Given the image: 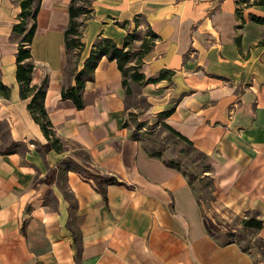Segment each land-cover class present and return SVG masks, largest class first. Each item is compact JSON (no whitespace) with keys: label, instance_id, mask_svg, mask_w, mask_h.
<instances>
[{"label":"crops","instance_id":"crops-1","mask_svg":"<svg viewBox=\"0 0 264 264\" xmlns=\"http://www.w3.org/2000/svg\"><path fill=\"white\" fill-rule=\"evenodd\" d=\"M236 0H89L81 14L80 68L100 36L120 46L127 32L147 24L156 34L138 71L155 77L137 86L146 101L142 119L158 118L205 154L227 184L205 212L187 176L141 147L127 122L121 73L101 56L82 88L83 106L60 97L66 54L63 30L69 0H39L29 44L30 83L46 77L43 107L54 136L75 142L93 173L113 176L105 197L90 176L65 169L45 179L69 149L47 138L19 95L16 39L19 5L0 0V264H264L258 250L218 240L204 217L224 212L233 226L248 212L264 239V5ZM125 21V23H121ZM133 40L130 47L137 45ZM226 172L222 175L220 170ZM229 179V180H228ZM225 181V182H224Z\"/></svg>","mask_w":264,"mask_h":264},{"label":"trees","instance_id":"trees-1","mask_svg":"<svg viewBox=\"0 0 264 264\" xmlns=\"http://www.w3.org/2000/svg\"><path fill=\"white\" fill-rule=\"evenodd\" d=\"M19 5V11L16 20L12 22L10 28V37L16 39L17 45L14 53L15 62V79L18 84L19 95L21 97H27L29 95V101L26 104L31 117L35 122L38 123L42 132L47 138V142L44 146L54 147L58 149L56 145L58 138L54 136V132L49 119L47 118L46 112L43 107V97L46 84V77H44L39 84L30 83V73L32 69V62L29 59V44L35 28V16L39 6V0H15ZM244 5H264V0H236V13L239 12L240 3ZM89 3V0H88ZM88 4L83 2H78V0H69L67 10H68V22L63 30V43L66 54L65 64L63 66V73L71 75L72 83H62L60 87V97L68 98L72 101L76 108L83 106L84 102L82 99V88L86 80L92 79V71L97 64L98 59L103 55L107 59H114L116 66L120 70L121 79L120 83L124 91V99L130 95L132 91L131 83H135L137 86L144 84L146 82H153L168 72L167 69H162L157 76H147L145 77L141 72L138 71V65L141 55L146 52L153 43L157 34L147 25L144 24L143 32L139 35V30L136 28L137 17H134V28L127 32L124 36V40L120 46H117L109 37L100 36L98 37L89 49L87 56L85 57L80 68L75 67L76 56L81 47L80 40V29L81 21L78 16L81 14H87L90 11ZM248 17L254 21L264 23V18L261 16H256L249 14ZM121 23H125L122 21ZM139 40L138 44L130 47L133 40ZM73 58V59H72ZM71 59L73 62H71ZM71 63L72 66H69ZM73 63V64H72ZM139 94V91H137ZM0 94L3 96L8 95V86L0 81ZM141 96V99L145 101V98ZM147 104V103H146ZM128 107V106H126ZM170 109L158 111L159 123H161L165 128L170 130L172 133L181 138L184 142L191 145V142L186 139L179 132L172 129L168 124L163 121V117L168 115ZM127 114H134L132 110H127ZM143 123L142 121L137 122V124ZM136 124V125H137ZM122 125H127L126 120L123 121ZM134 138H137L135 132H131ZM192 146V145H191ZM193 147V146H192ZM195 148V147H194ZM148 154L153 156H160L159 151H147ZM162 161L175 169H178L174 164L172 159H162ZM69 168V167H67ZM89 172L86 171L87 175L90 176L95 183L96 190L105 197V183L117 182L113 176L102 175L99 173H93L89 168ZM209 169H205L208 171ZM188 176V173H186ZM240 224L242 228L250 230L251 233L255 234V231L259 229L262 225L261 218L257 217L256 212L252 211L249 214H245L240 219ZM227 239H233L237 242L238 246L242 250H248V247L242 245L235 234L230 232ZM255 241L256 250L259 251L262 259L264 260V239L257 236Z\"/></svg>","mask_w":264,"mask_h":264},{"label":"rangeland","instance_id":"rangeland-1","mask_svg":"<svg viewBox=\"0 0 264 264\" xmlns=\"http://www.w3.org/2000/svg\"><path fill=\"white\" fill-rule=\"evenodd\" d=\"M78 2L89 4L88 0H78ZM243 4L242 2L239 6ZM142 32L143 27L139 29V35ZM72 59L71 62H73ZM69 66H72L71 63ZM131 89L133 92L125 99V106H128V110H132L134 113L132 115L127 114V124L130 131L136 133L137 139L145 151H159L162 159H172L178 168L177 170L185 175L188 173L186 177L188 184L194 195L199 199L202 209L207 212L208 208L213 204L215 192L219 189L224 191L228 185L218 182L214 183L212 179L215 178L216 172L218 171L212 168L205 154L187 144L177 135L165 128L159 123L158 118L155 120L152 118L142 119L140 113L145 109L146 103L141 99V96L137 92L138 87L134 83H131ZM139 121L143 123L137 124ZM56 145L59 149H69V153L61 159L60 164L56 166V168H49L46 174L43 175L44 178L53 179L57 176V180H62L61 177L67 167H69L67 168L69 170L76 171L80 175L86 176V171L89 172L90 170L86 162V155L82 149L78 148L76 146L77 144L70 140L58 141ZM205 169L209 170L205 171ZM220 172V174L223 175L226 171L222 169ZM213 212H215V210L210 213L213 219H209L206 215L204 219L216 238L220 241L225 240L229 237V233L232 232L235 234L237 240L242 245L248 247V250L255 255V238L257 235L251 233L250 230L242 228L241 224L233 226L234 228L231 230L232 220L229 219V217H225L221 209H219V212H216L215 215ZM249 213L251 212L247 214Z\"/></svg>","mask_w":264,"mask_h":264}]
</instances>
